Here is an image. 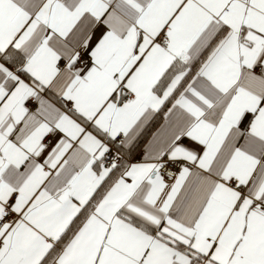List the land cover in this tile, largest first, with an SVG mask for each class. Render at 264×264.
Segmentation results:
<instances>
[{
    "label": "snow or ice",
    "instance_id": "1",
    "mask_svg": "<svg viewBox=\"0 0 264 264\" xmlns=\"http://www.w3.org/2000/svg\"><path fill=\"white\" fill-rule=\"evenodd\" d=\"M0 264H264V0H0Z\"/></svg>",
    "mask_w": 264,
    "mask_h": 264
}]
</instances>
